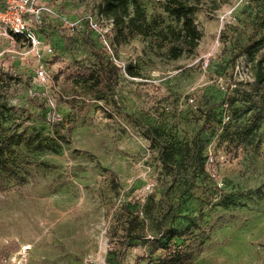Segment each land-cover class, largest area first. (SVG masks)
<instances>
[{
    "label": "rangeland",
    "instance_id": "374dc122",
    "mask_svg": "<svg viewBox=\"0 0 264 264\" xmlns=\"http://www.w3.org/2000/svg\"><path fill=\"white\" fill-rule=\"evenodd\" d=\"M138 1L156 28L181 27L166 0ZM35 2L39 19L23 12L35 43L0 20L2 126L50 147L26 152L32 163L0 189V264H152L163 251L147 256V240L188 226L186 264H264V0H198L202 36L176 59L154 32L106 51L89 28L92 0ZM256 24L258 48L241 51ZM94 53L117 67L106 65L111 88L82 79ZM161 145L175 152L171 168ZM128 211L138 220L124 238Z\"/></svg>",
    "mask_w": 264,
    "mask_h": 264
},
{
    "label": "trees",
    "instance_id": "16d2710c",
    "mask_svg": "<svg viewBox=\"0 0 264 264\" xmlns=\"http://www.w3.org/2000/svg\"><path fill=\"white\" fill-rule=\"evenodd\" d=\"M198 0H166L163 4V10L169 15L174 17L177 24H180L179 29H175L170 24L156 28L155 21L149 22L147 20L146 13L138 0H101L98 4H95L96 0H92V5L97 7V14L105 19H111L113 34L111 36V44L116 47L135 36H148L150 34L157 33L161 40L160 46L167 45L166 57L169 59L178 58L183 52L187 51L191 53L197 46L202 32L194 23L193 13L196 9L195 3ZM258 33V25H254L246 42L240 48L241 51H248L249 49H257L255 46V37ZM15 39L20 36L13 35ZM252 50L248 52L251 53ZM95 55V53H94ZM96 56V55H95ZM110 64L111 67L116 70L117 67L110 61L103 62L96 56V60L88 73L84 76L83 81L91 80L92 85L97 87L105 86L107 88L112 87V80L110 77V69L106 68V65ZM127 74L131 76H137V72H134L130 66L125 67ZM257 80H264V72L257 71ZM102 94H97L96 98H101ZM3 104L0 102V189L6 187L11 177L16 173V168L22 163L31 164L32 159L25 153L30 151H37L47 149L50 146L43 142L38 136L26 135L23 132L20 133H5V128L2 126ZM256 127L255 122H252L248 126V131H252ZM202 126L196 132L198 135ZM158 159L164 167H172V163L175 158V152L168 148L166 145L159 146ZM194 164H198V168L202 167L200 160V151L196 150L193 154ZM113 178H115L114 172H110ZM195 179V174L191 176V182ZM138 220V214L132 211H128V217L126 218L125 237L133 230L136 221ZM193 226V224H192ZM195 228H199L194 224ZM191 226L183 227L181 229L169 227L165 230V233L159 237L154 236L150 240H147L149 246V253L147 256H152L156 250H162L154 257L152 264H186L193 255L191 248V241L185 242V239L189 237ZM173 237L182 238L181 245H174L173 247L169 242ZM137 240H144L142 236H135ZM125 251V245L121 244L119 251L116 254L115 261L120 262V258Z\"/></svg>",
    "mask_w": 264,
    "mask_h": 264
},
{
    "label": "built area",
    "instance_id": "2783aa9c",
    "mask_svg": "<svg viewBox=\"0 0 264 264\" xmlns=\"http://www.w3.org/2000/svg\"><path fill=\"white\" fill-rule=\"evenodd\" d=\"M35 3V0H19L15 8L3 7L0 9V20L12 36L18 35L35 43L32 30L28 27L23 16V12L29 11L34 19H39L41 8L35 6ZM89 28L99 38L105 50L111 52V36L113 34L111 19H105L101 16L91 18L89 20ZM36 77L41 82L46 81L47 76L43 68H37ZM189 101L192 102V98H189ZM207 160L211 162L212 156L209 155Z\"/></svg>",
    "mask_w": 264,
    "mask_h": 264
},
{
    "label": "bare ground",
    "instance_id": "6f19581e",
    "mask_svg": "<svg viewBox=\"0 0 264 264\" xmlns=\"http://www.w3.org/2000/svg\"><path fill=\"white\" fill-rule=\"evenodd\" d=\"M58 227H59V225H58Z\"/></svg>",
    "mask_w": 264,
    "mask_h": 264
}]
</instances>
